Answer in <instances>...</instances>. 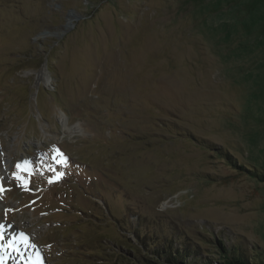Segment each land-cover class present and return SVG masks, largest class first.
Masks as SVG:
<instances>
[{"label": "rangeland", "instance_id": "rangeland-1", "mask_svg": "<svg viewBox=\"0 0 264 264\" xmlns=\"http://www.w3.org/2000/svg\"><path fill=\"white\" fill-rule=\"evenodd\" d=\"M219 149L264 172V0H0L2 264H136L132 230L260 263L264 182Z\"/></svg>", "mask_w": 264, "mask_h": 264}, {"label": "trees", "instance_id": "trees-1", "mask_svg": "<svg viewBox=\"0 0 264 264\" xmlns=\"http://www.w3.org/2000/svg\"><path fill=\"white\" fill-rule=\"evenodd\" d=\"M219 151L221 152V155H223L227 159L228 163L233 165L234 168H238L241 172L258 178L259 181L264 182V172L258 173L255 170H249L246 167L237 165L230 154L220 149ZM132 231L133 234L138 238V245L137 247H135V249L132 250L134 251L133 261L136 264H161L162 262L166 264H198V262L194 260L191 255L182 252V246L175 245L176 242L173 238H165L163 242L155 241L154 239L142 236L139 230ZM129 243L131 244V247H134L132 246V242L130 240ZM218 245L221 250V253L217 252L218 254H220V264H264V260L262 259L260 263L248 261L243 255H240V253L231 250V248L226 246L221 241L218 242ZM118 252V255H120L121 257H125L126 254H129L124 252V250H120ZM210 256L207 257L210 261L206 262L205 264H214V261L212 260V258H210Z\"/></svg>", "mask_w": 264, "mask_h": 264}, {"label": "snow or ice", "instance_id": "snow-or-ice-1", "mask_svg": "<svg viewBox=\"0 0 264 264\" xmlns=\"http://www.w3.org/2000/svg\"><path fill=\"white\" fill-rule=\"evenodd\" d=\"M59 155L62 156L63 154L59 153ZM60 162H62V161H58V163H60ZM29 165H30V161L25 160V161H23V165L22 164H17L16 167L18 169H21L22 167H27ZM60 175H62V174H58V176H60ZM18 178H22V177H18ZM49 182L52 183L53 180H50ZM3 191H4V189L2 187H0V192H3ZM3 228H4V225H0V241H2L3 237H4ZM19 236H20V240H21L22 244H24L26 246L35 247L34 244H30L29 237L25 233L21 232L19 234ZM13 239L15 240L16 238L14 237ZM8 247H12L13 251H17V248L14 246V244L11 241L9 242ZM4 250H5V245L3 243H0V251H4ZM2 259H3V257L0 256V264H2Z\"/></svg>", "mask_w": 264, "mask_h": 264}, {"label": "bare ground", "instance_id": "bare-ground-1", "mask_svg": "<svg viewBox=\"0 0 264 264\" xmlns=\"http://www.w3.org/2000/svg\"><path fill=\"white\" fill-rule=\"evenodd\" d=\"M67 123V121H64V124H65V127H67L66 124ZM66 129V128H65ZM7 160V159H6ZM8 164H9V161H8ZM8 165H6V167H7ZM1 194H2V192H0V196H1Z\"/></svg>", "mask_w": 264, "mask_h": 264}]
</instances>
